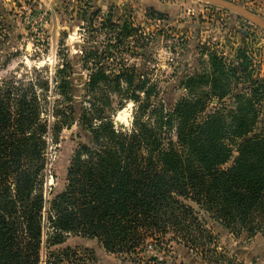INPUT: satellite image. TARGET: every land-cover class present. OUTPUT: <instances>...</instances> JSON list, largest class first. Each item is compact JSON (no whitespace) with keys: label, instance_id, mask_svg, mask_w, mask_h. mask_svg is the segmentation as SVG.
Returning a JSON list of instances; mask_svg holds the SVG:
<instances>
[{"label":"trees","instance_id":"16d2710c","mask_svg":"<svg viewBox=\"0 0 264 264\" xmlns=\"http://www.w3.org/2000/svg\"><path fill=\"white\" fill-rule=\"evenodd\" d=\"M117 53L83 51L95 65L81 100L70 60L55 71L52 89L42 77L0 88V264H95L87 248H60L70 235L98 240L132 264H164L147 248L161 253L165 242L205 257L218 241L206 218L236 238L264 236V78L251 76L249 94L234 95L230 83L247 79L248 66L213 56L211 71L187 78L189 96L170 105L140 69H117ZM202 85L218 96L213 112L206 113L209 93L197 94ZM110 93H120V106L136 104L132 130L115 128ZM75 125L85 141L65 188L48 201L49 140L57 144Z\"/></svg>","mask_w":264,"mask_h":264},{"label":"rangeland","instance_id":"374dc122","mask_svg":"<svg viewBox=\"0 0 264 264\" xmlns=\"http://www.w3.org/2000/svg\"><path fill=\"white\" fill-rule=\"evenodd\" d=\"M230 1L264 20V0ZM96 10L99 13L91 23L83 22L89 11ZM126 24L132 26L131 33L124 28ZM108 48L118 51L111 59L117 69L119 65L140 69L145 74L142 78L158 85L159 98L170 105L189 96L183 85L187 78L211 71L213 56L228 66L242 62L248 66L251 73L247 79L230 83L234 95L247 91L251 76L255 80L264 78V31L223 7L199 0H0L1 89L10 82L18 85L39 77L47 78L52 89L55 71L70 60L75 68L76 99L81 100L95 65L92 59L85 63L83 51H98L102 55ZM105 63L111 64L110 60ZM200 87L197 94L209 93L206 113L218 109L219 99L211 94L210 85ZM109 96L115 109L111 112L115 128L123 132L132 130L136 104L126 101L120 106V93ZM48 98L50 104L45 105L44 118L50 120L51 90ZM223 100L229 108L235 105L230 96ZM81 134L75 125L62 131L57 144L49 140L45 170L48 201L65 188L73 153L85 141ZM172 139L176 140L174 133ZM206 219L219 248L207 247L210 252L205 257L176 242H165V251L161 253L149 246L148 254L158 256L164 264H264L262 234L250 240L236 238L218 223ZM68 247L93 251L95 264H132L108 253L98 240L70 235L60 246Z\"/></svg>","mask_w":264,"mask_h":264},{"label":"water","instance_id":"95a60500","mask_svg":"<svg viewBox=\"0 0 264 264\" xmlns=\"http://www.w3.org/2000/svg\"><path fill=\"white\" fill-rule=\"evenodd\" d=\"M202 2H206L215 6L223 7L225 9L231 10L242 17H244L248 22L255 25L257 28H260L264 31V20H262L259 16L255 13L250 11L249 9L234 3L230 0H199Z\"/></svg>","mask_w":264,"mask_h":264}]
</instances>
